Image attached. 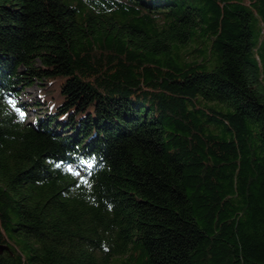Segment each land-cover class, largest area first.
<instances>
[{
    "label": "trees",
    "instance_id": "obj_1",
    "mask_svg": "<svg viewBox=\"0 0 264 264\" xmlns=\"http://www.w3.org/2000/svg\"><path fill=\"white\" fill-rule=\"evenodd\" d=\"M0 245L264 264V0H0Z\"/></svg>",
    "mask_w": 264,
    "mask_h": 264
},
{
    "label": "rangeland",
    "instance_id": "obj_2",
    "mask_svg": "<svg viewBox=\"0 0 264 264\" xmlns=\"http://www.w3.org/2000/svg\"><path fill=\"white\" fill-rule=\"evenodd\" d=\"M39 87L40 86L36 84L28 88L27 95L21 97V106H19L17 110L18 114L23 117L25 121L34 120L35 116L41 115L46 108V104L41 101V98L39 96Z\"/></svg>",
    "mask_w": 264,
    "mask_h": 264
},
{
    "label": "water",
    "instance_id": "obj_3",
    "mask_svg": "<svg viewBox=\"0 0 264 264\" xmlns=\"http://www.w3.org/2000/svg\"><path fill=\"white\" fill-rule=\"evenodd\" d=\"M3 248H4V246L3 245H0V251H2Z\"/></svg>",
    "mask_w": 264,
    "mask_h": 264
}]
</instances>
